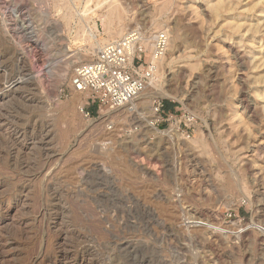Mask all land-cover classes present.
<instances>
[{
    "label": "rangeland",
    "instance_id": "obj_1",
    "mask_svg": "<svg viewBox=\"0 0 264 264\" xmlns=\"http://www.w3.org/2000/svg\"><path fill=\"white\" fill-rule=\"evenodd\" d=\"M92 27L169 31L159 98L189 139L151 133L141 99L72 106ZM0 63V94L23 87L0 96V264H264V0H0Z\"/></svg>",
    "mask_w": 264,
    "mask_h": 264
},
{
    "label": "built area",
    "instance_id": "obj_2",
    "mask_svg": "<svg viewBox=\"0 0 264 264\" xmlns=\"http://www.w3.org/2000/svg\"><path fill=\"white\" fill-rule=\"evenodd\" d=\"M149 36H153L152 50L148 46ZM169 42L168 30L151 35L139 28L128 30L119 39L99 48L90 61L80 63L73 74L72 85L76 91L86 94V103L95 107L97 112L101 113L103 108L113 110L123 107L151 84L158 62L168 52ZM81 112L86 118L92 117V111L85 106ZM151 113V119L145 123L151 133L167 140L172 138L173 145L183 136L191 137L188 130L182 129L175 110L166 111L165 102L160 98L153 102ZM187 121L195 120L191 117ZM162 125L167 127L162 128ZM187 220L192 227L209 225L199 221V218Z\"/></svg>",
    "mask_w": 264,
    "mask_h": 264
},
{
    "label": "bare ground",
    "instance_id": "obj_3",
    "mask_svg": "<svg viewBox=\"0 0 264 264\" xmlns=\"http://www.w3.org/2000/svg\"><path fill=\"white\" fill-rule=\"evenodd\" d=\"M217 1V0H216ZM112 5V4H111ZM110 5V6H111ZM157 5V4H156ZM214 5H216V2H215V4L213 3V5H211L212 7L214 6ZM113 6V5H112ZM111 6V7H112ZM159 6V5H158ZM215 7V6H214ZM213 7V8H214ZM110 8V7H109ZM111 9V8H110ZM215 10V9H214ZM213 10V11H214ZM158 11V10H157ZM229 11V10H228ZM110 12V11H109ZM115 15V16H117L118 17V20H119V30H120V32L123 30V20H124V17H123V15H122V13H121V11L116 7V9H114L113 10V12H112V15ZM109 15V14H108ZM221 15V14H220ZM110 16H111V14H110ZM63 18V17H62ZM110 18V17H109ZM103 20H105V17H104V19ZM109 21H110V19H109ZM93 28V27H92ZM72 31V30H71ZM107 31H108V29H107ZM89 41L91 42L90 43V46H89V48H86L85 50L88 52V51H90V50H94L93 52H95L96 53V51L99 49V48H101L104 44H106L104 41H102V40H100L99 39V37L97 36L98 34V31L97 30H95L94 28H93V30H90L89 29ZM109 34H112V32L109 30ZM76 35V34H75ZM263 35V34H262ZM111 37V36H110ZM153 36H149V39H148V46L150 47V50H152V48H153V42H152V38ZM177 38H178V34H177ZM168 48H169V46H168ZM94 53V54H95ZM90 54H92V53H90ZM163 60H164V57L158 62V68H157V71L155 72V78L152 80V82H151V84L136 98V99H134L131 103H129V104H127V105H125V106H123V107H120V108H116V109H107V108H103V110H102V112H101V118H105V119H109L110 118V116H112V114L113 113H116L117 111H122V110H126V111H129V112H132L133 110H137V111H139L138 110V103H137V100H142V102H141V104L143 105V108H142V110L144 111L145 109H147V106L149 107L150 106V108H151V106H152V104H153V102L157 99V98H159V97H162V96H165V95H170V96H172L171 95V93L170 92H168V91H166V90H164L163 89V87H161L162 86V84H161V82H160V79H159V76H160V71H161V65H162V63H163ZM0 65H1V63H0ZM16 76V75H15ZM18 76V75H17ZM32 76V75H31ZM13 78V77H12ZM24 78V77H23ZM16 79V78H15ZM13 79L14 81H11V83L9 84V85H7V87L9 88V90H8V92H10L9 94H4V93H1L0 94V96H4L5 98H8V99H11V101H13L14 99H19V100H21L20 98L22 97L21 96V94H20V92H21V90H22V88L20 87H18L17 85L19 84V83H21L22 81H19V80H21V77L19 78V80L18 79ZM12 80V79H11ZM2 86V85H1ZM71 87H72V89H73V93H74V95H73V97L71 98V100H70V103L72 104V106L74 105V104H77L76 102H77V98H79V97H81L82 96V98L79 100V102L78 103H80V106H79V110L81 111V109L83 108V106H84V102H85V100H86V94H83V93H80V92H78V91H76L75 89H74V87H73V85H72V83H71ZM3 89V88H2ZM5 91V90H4ZM6 91H7V89H6ZM20 91V92H19ZM22 93V92H21ZM7 99V100H8ZM7 103H8V101H6ZM15 103V102H14ZM247 103V102H246ZM250 104V103H249ZM247 105V104H246ZM252 106V105H251ZM249 109V108H248ZM252 110V109H251ZM2 112V111H1ZM150 112H151V110H150ZM80 113H82V112H80ZM145 112H143L142 114H144ZM9 114V113H8ZM83 114V113H82ZM141 114V113H140ZM0 116H1V114H0ZM9 116V115H8ZM2 117H4V116H2ZM12 117V116H11ZM86 118V117H85ZM4 118H1L0 117V126H2L3 124H6L5 123V120H3ZM10 119V118H9ZM8 121V120H7ZM11 121V120H10ZM4 122V123H3ZM13 122H14V120H13ZM17 122V121H16ZM19 122V121H18ZM6 126V125H5ZM10 126H11V124H10ZM13 127V125L11 126V128ZM10 128V129H11ZM14 128V127H13ZM11 129L12 130V132H13V134L14 135H10V141H12L13 142V144H14V147H17V141H18V138H19V132L17 131V128H15V129ZM18 129H19V127H18ZM20 131V130H19ZM1 132H2V130H1ZM11 132V133H12ZM21 133H22V131H21ZM5 137H6V135H5ZM22 137V136H21ZM9 137H7V139H8ZM21 142V141H20ZM19 142V143H20ZM11 146H13L11 143H9ZM20 145V144H19ZM9 146V145H8ZM7 146V147H8ZM12 148V147H11ZM17 148H19V147H17ZM15 150V149H14ZM18 150V149H17ZM13 152V151H12ZM11 153V152H10ZM16 153V152H15ZM5 154V153H4ZM12 154V153H11ZM2 156V155H1ZM12 156V155H11ZM3 157V156H2ZM14 158V157H13ZM3 159V158H2ZM5 159V158H4ZM10 159V158H9ZM12 159V158H11ZM15 159H17V157H15ZM14 159V160H15ZM13 163L14 162H16V161H12ZM10 163V162H9ZM11 164V163H10ZM21 164V163H20ZM21 165H23V164H21ZM28 165V164H27ZM14 166V165H13ZM19 166V165H18ZM14 168V167H13ZM15 168H16V166H15ZM19 168H21V167H19ZM22 169V168H21ZM20 169V170H21ZM16 191V190H15ZM242 195V194H241ZM245 195V194H244ZM243 198V197H242ZM162 205V204H161ZM166 206V208L168 207L167 205H165Z\"/></svg>",
    "mask_w": 264,
    "mask_h": 264
},
{
    "label": "trees",
    "instance_id": "obj_4",
    "mask_svg": "<svg viewBox=\"0 0 264 264\" xmlns=\"http://www.w3.org/2000/svg\"><path fill=\"white\" fill-rule=\"evenodd\" d=\"M176 103L165 101V110L166 111H174L176 108ZM90 110L92 111L93 114H96V108L95 107H90Z\"/></svg>",
    "mask_w": 264,
    "mask_h": 264
}]
</instances>
